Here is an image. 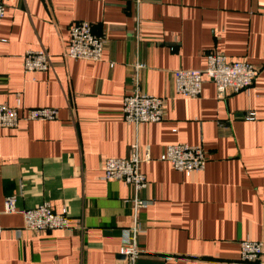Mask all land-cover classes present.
I'll return each instance as SVG.
<instances>
[{
	"label": "crops",
	"instance_id": "crops-1",
	"mask_svg": "<svg viewBox=\"0 0 264 264\" xmlns=\"http://www.w3.org/2000/svg\"><path fill=\"white\" fill-rule=\"evenodd\" d=\"M4 2L0 104L22 119L0 129V264H121L123 229H134L136 264H246L239 241L264 244V0ZM77 21L105 37L100 61L64 56ZM41 47L51 69L24 73L22 55ZM210 52L263 70L247 91L222 99L208 80L198 97L176 94L172 72L203 69ZM137 63L145 67L134 84ZM135 87L164 100L162 121L123 120V97ZM40 107L56 118L27 119ZM248 111L255 119H244ZM177 143L201 146L204 169L187 175L161 160ZM131 145L149 158L138 196L151 203L136 217L133 189L101 171ZM7 196L14 213L3 212ZM43 203L64 210L70 228L23 229L22 211Z\"/></svg>",
	"mask_w": 264,
	"mask_h": 264
},
{
	"label": "built area",
	"instance_id": "built-area-1",
	"mask_svg": "<svg viewBox=\"0 0 264 264\" xmlns=\"http://www.w3.org/2000/svg\"><path fill=\"white\" fill-rule=\"evenodd\" d=\"M5 2L0 0V22L5 13ZM68 38L65 44L64 56L72 59L100 61L103 57L105 37L92 32L91 23L77 21L69 25ZM24 73L46 72L51 69L50 55L45 48L27 50L22 55ZM112 65V63H111ZM145 65L137 63L134 66L132 80L137 83V72ZM264 69V68H263ZM263 69H259L244 60H231L224 54L210 52L206 55L205 67L198 70L176 69L172 72L173 87L176 94L185 97H198L205 80L215 86L217 99L225 98L227 94L247 91ZM164 100L139 90L138 87L124 95L122 104V118L126 123L143 124L162 121ZM57 110L49 107L31 108L27 112L29 120H53ZM246 120L255 119V113L248 111L243 115ZM22 117L17 107H10L6 103L0 104V129H14L18 127ZM149 158L138 156L136 145H131L127 158H106L101 165L102 178L120 181L133 189V196L127 201L136 217L137 212L147 207L151 201L141 199L139 191L148 187L146 176L141 172L140 165ZM161 160L179 172L187 175L204 169L207 162L206 153L201 146H191L187 143L170 144L161 154ZM4 213H14L15 198L7 196L4 199ZM23 229L33 231H47L53 229H69L68 215L64 210L54 213L48 203L22 211ZM20 229L17 230V233ZM134 229L122 230V244L119 255L123 256L121 264H136L141 252L135 246ZM132 233V235H131ZM2 227L0 226V237ZM239 260L246 264H264V244L260 241H239Z\"/></svg>",
	"mask_w": 264,
	"mask_h": 264
}]
</instances>
